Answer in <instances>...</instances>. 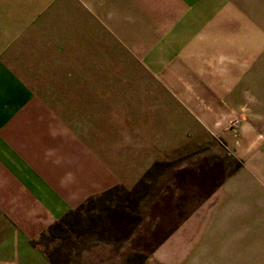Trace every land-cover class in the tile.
Returning <instances> with one entry per match:
<instances>
[{
    "label": "crops",
    "instance_id": "crops-1",
    "mask_svg": "<svg viewBox=\"0 0 264 264\" xmlns=\"http://www.w3.org/2000/svg\"><path fill=\"white\" fill-rule=\"evenodd\" d=\"M213 142L264 264V0H0V264H50L67 213Z\"/></svg>",
    "mask_w": 264,
    "mask_h": 264
},
{
    "label": "rangeland",
    "instance_id": "rangeland-1",
    "mask_svg": "<svg viewBox=\"0 0 264 264\" xmlns=\"http://www.w3.org/2000/svg\"><path fill=\"white\" fill-rule=\"evenodd\" d=\"M207 145L180 150L174 158L155 163L157 168L152 165L138 180L95 198L66 232L72 246L65 247L61 239L42 245L52 250L63 244L61 254L69 255L72 264H123L156 226L165 233L178 225L144 264H259L258 230L239 225L251 222L253 213L244 218L236 208L223 211V217L221 213L217 185L235 163L228 164L217 143ZM144 177L145 186L133 192ZM187 212L191 214L182 220ZM123 216L130 219L122 220ZM199 240L201 246L191 252ZM260 248L264 254V245Z\"/></svg>",
    "mask_w": 264,
    "mask_h": 264
},
{
    "label": "trees",
    "instance_id": "trees-1",
    "mask_svg": "<svg viewBox=\"0 0 264 264\" xmlns=\"http://www.w3.org/2000/svg\"><path fill=\"white\" fill-rule=\"evenodd\" d=\"M158 164L153 165V169L157 168ZM238 168V164H235V169ZM145 180V177L140 180L138 185L134 187L133 192H135L138 188L144 187L143 184ZM222 180L218 183L217 187L221 185ZM118 187H115L99 196L91 197L86 202H84L81 206H79L76 210L71 211L67 213L64 217H62L60 220L55 222L52 226H50L46 231H44L40 237L32 242V245L34 247L39 248L42 250V252L46 255L48 258L50 264H72V260L69 255L61 254V246L54 247V249L50 250L46 245H42V241H54L55 239H61L63 240L65 247L70 245L72 246V243L68 241V236H66L67 230L73 229V226L75 222L78 220V217H80V212L85 208L86 205H89L93 202V200L97 197H101L102 195H109L113 191H116ZM191 213L187 212L183 215V219L185 220L189 217ZM130 219L129 216H126L124 218L121 217V219ZM126 219V220H127ZM178 225H174L170 229H168L165 233H162L159 227H155L154 230L147 236V238L144 240V243L142 246H140V249L138 251L132 252L131 254L125 256L124 263L123 264H144L145 261L149 259L151 254L159 247L161 246L169 237L170 235L177 229ZM68 241V243H65V241ZM74 244V243H73ZM43 246V247H42Z\"/></svg>",
    "mask_w": 264,
    "mask_h": 264
}]
</instances>
